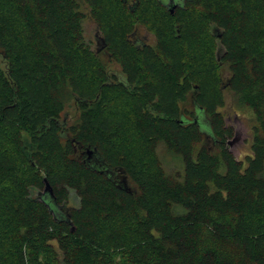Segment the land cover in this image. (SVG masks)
Segmentation results:
<instances>
[{
	"label": "trees",
	"instance_id": "obj_1",
	"mask_svg": "<svg viewBox=\"0 0 264 264\" xmlns=\"http://www.w3.org/2000/svg\"><path fill=\"white\" fill-rule=\"evenodd\" d=\"M0 264H264V0H0Z\"/></svg>",
	"mask_w": 264,
	"mask_h": 264
},
{
	"label": "rangeland",
	"instance_id": "obj_2",
	"mask_svg": "<svg viewBox=\"0 0 264 264\" xmlns=\"http://www.w3.org/2000/svg\"><path fill=\"white\" fill-rule=\"evenodd\" d=\"M179 1V0H177ZM84 27L86 30V40L90 43L93 48L97 47V37H100L98 32L97 24L92 19H86L84 21ZM144 31V30H143ZM220 113L224 117L226 128L235 129V136L230 140V148L234 153L235 157L239 161H245L246 157L252 155L251 141H252V120L248 114L238 111L235 107L232 106V97L231 95L226 96V104L223 108L219 109ZM203 118V117H201ZM202 129L209 133L210 128L206 120L201 121ZM206 137V136H204ZM214 138V137H213ZM207 141V146L211 149L213 148V139L205 138ZM205 141V140H204ZM126 181V180H125ZM128 188H132L129 182L126 181ZM32 198L37 200L48 199V195L44 190H32ZM79 205V198L77 197L74 191L70 192V201L64 207H61V213L64 216L68 215L69 209L72 207H77ZM58 215L57 211H54ZM60 214V213H59Z\"/></svg>",
	"mask_w": 264,
	"mask_h": 264
},
{
	"label": "flooded vegetation",
	"instance_id": "obj_3",
	"mask_svg": "<svg viewBox=\"0 0 264 264\" xmlns=\"http://www.w3.org/2000/svg\"><path fill=\"white\" fill-rule=\"evenodd\" d=\"M186 0H161V2L167 6L169 9L172 10V6L173 7H177L178 5H182ZM139 42H144V44H149L151 43L150 41L152 40V38L150 37V35L147 32H143L140 31L138 33V37H137Z\"/></svg>",
	"mask_w": 264,
	"mask_h": 264
},
{
	"label": "water",
	"instance_id": "obj_4",
	"mask_svg": "<svg viewBox=\"0 0 264 264\" xmlns=\"http://www.w3.org/2000/svg\"><path fill=\"white\" fill-rule=\"evenodd\" d=\"M175 8L176 7H173L172 8V13H174V11H175ZM89 157L92 155V151H89ZM45 184H46V186H45V192L46 193H50L51 195H53V189L51 188V186H50V184L45 180ZM127 191H129V189L127 188L126 189Z\"/></svg>",
	"mask_w": 264,
	"mask_h": 264
}]
</instances>
